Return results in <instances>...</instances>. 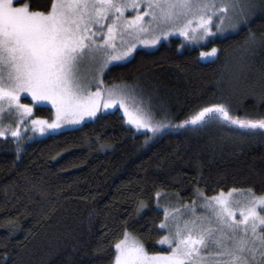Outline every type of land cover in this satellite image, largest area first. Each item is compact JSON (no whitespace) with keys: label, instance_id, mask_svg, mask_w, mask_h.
Instances as JSON below:
<instances>
[{"label":"trees","instance_id":"1","mask_svg":"<svg viewBox=\"0 0 264 264\" xmlns=\"http://www.w3.org/2000/svg\"><path fill=\"white\" fill-rule=\"evenodd\" d=\"M30 2L33 10H46L51 0ZM250 32L264 39L259 7L239 34L194 44L170 37L137 48L102 79L109 87L137 86L156 119L166 116L172 124L213 103H227L240 118H264V48L243 52ZM213 47L216 57H200ZM34 112L50 117L52 109ZM21 136L0 137V264H113L114 245L125 230L150 252L164 251L157 245L163 234L157 192L176 203L192 201L198 192L264 193L259 131L213 122L153 137L115 110L34 140ZM140 201L147 207L137 215Z\"/></svg>","mask_w":264,"mask_h":264},{"label":"snow or ice","instance_id":"2","mask_svg":"<svg viewBox=\"0 0 264 264\" xmlns=\"http://www.w3.org/2000/svg\"><path fill=\"white\" fill-rule=\"evenodd\" d=\"M258 7L264 12V0H51L46 10H33L30 0H0V121L5 114L18 119L15 128L0 127V137L10 132L19 141L20 126L29 124L34 134H53L64 125L98 118L101 109L117 107L127 124L153 137L168 128L213 122L264 135V118L235 116L227 103L202 107L179 124L166 116L156 119L137 86L122 82L102 87L99 79L110 64L132 56L138 43L155 45L173 31L190 43L225 32L239 34ZM245 44L243 52L254 53L264 48V39L257 41L250 32ZM217 52L213 47L200 57H216ZM85 65L98 67L95 73H84ZM22 94L33 103H21ZM47 104L55 109V118L33 119V108ZM21 151L18 146L17 161ZM235 191L210 198L198 192L210 216H196L194 208L187 213L164 208L159 229L168 235L158 243L167 250L150 252L125 230L114 245L113 264H264V196L248 190L241 201L233 197ZM146 207L140 201L136 214ZM189 213L192 219L181 222Z\"/></svg>","mask_w":264,"mask_h":264},{"label":"rangeland","instance_id":"3","mask_svg":"<svg viewBox=\"0 0 264 264\" xmlns=\"http://www.w3.org/2000/svg\"><path fill=\"white\" fill-rule=\"evenodd\" d=\"M21 2H24V1H21ZM131 13H126V15H130ZM223 34H225V33H223ZM170 37H179L180 39H181V41L183 42V43H190L189 41H187L186 39H185V37H183V36H181V35H179V33H177V32H174L173 31V33L172 34H170V35H168L167 37H162L160 40H159V42L160 41H162V40H167V39H169ZM145 38H147V37H145ZM201 41H203V40H201ZM200 41V42H201ZM158 42V43H159ZM120 43V41L118 40L117 41V44H119ZM157 43V44H158ZM192 44V43H191ZM194 44V43H193ZM156 45V44H155ZM155 45H148V46H145V45H143V44H137V48H142V47H145V48H153ZM180 47H182V46H180ZM136 48V49H137ZM129 58V57H128ZM127 58V59H128ZM210 58V57H209ZM126 59V60H127ZM204 59H206V58H204ZM125 61V60H124ZM121 62H123V61H120V62H113L112 64H110L109 66H111V65H114V64H119V63H121ZM96 67H98V65H95V66H89V65H85L83 68H82V72H84V73H89V72H92V73H95V68ZM107 69V68H106ZM105 69V70H106ZM105 70L102 72V73H100L99 74V79H101V80H103L102 79V76H103V73L105 72ZM102 87H109L108 85H106L104 82H103V85H102ZM92 91H95L96 89H95V87L93 86L92 87V89H91ZM21 103H25V104H31V103H33L32 102V100H31V97L30 96H28L27 94H22V96H21ZM46 106H49L51 109H52V114H51V116L50 117H44V116H38V115H35L34 113V109H35V107L33 108V116H32V118L34 119V118H41V119H47V120H49V121H51L52 119H54L55 118V109H53L52 108V106H51V104H47ZM115 110H118L121 114H123V110H121V109H119L118 107L116 108V109H109V110H107V111H105V110H103V109H101V113H98V115L99 114H103V113H107V112H113V111H115ZM94 119V118H93ZM93 119H85V121H89V120H93ZM84 121V122H85ZM18 123V119L15 117V115L14 114H12V115H9V114H5L4 115V117H3V120L2 121H0V127H11V128H15V126H16V124ZM83 123V122H82ZM81 123V124H82ZM81 124H78V125H64V126H62V128L61 129H59V130H57L56 132H58V131H62V130H66V129H70V128H75V127H77V126H79V125H81ZM20 128H21V135L22 134H24L25 135V132L27 133L26 134V139L29 141V140H34V139H37V138H41V137H43V136H46V135H48V134H45V135H41V134H39L38 132L37 133H33L31 130H30V124H29V126L27 127V128H25V126L24 125H21L20 126ZM6 136H10V137H12L11 136V133L10 132H8L5 136H3V137H6ZM231 190H233V189H231ZM231 190H228V191H223V190H220V191H218L217 193H215V194H212V195H206V194H204V197H207V198H210V197H213V196H216V195H218V194H220L221 192H223L225 195H227ZM236 191L235 192H233V197L235 198V199H238V200H241V201H243L244 199H245V197L248 195V190H243V189H235ZM160 193V192H159ZM253 193V192H252ZM255 195V194H254ZM255 196H257V197H259V196H264V193H262V194H257V195H255ZM204 197H200V196H198V194H196V196H195V198L192 200V201H189V202H180V203H176L175 202V200H173L170 196H167V195H164V194H162L161 193V196L159 197V198H157V196L155 195V199H156V207L157 208H159V209H161L162 210V212H163V220H164V211H163V209L164 208H168L170 211L173 209V208H180V210H181V213H187L188 212V209H195V215L196 216H210L211 215V212L209 211V210H207L206 208H204ZM183 206H188L187 208H185V207H183ZM237 219H239L240 217H239V212H237V217H236ZM189 219H192V216H191V214L189 213V214H185V215H183V217H182V221L181 222H183V220H189ZM162 220V221H163ZM132 234V233H131ZM133 236H135V237H137L136 235H134V234H132ZM166 235H168V232H167V230L165 229V230H163V234H162V236L158 239V241H157V245H159L160 247H163V248H165V250H167V245H160L158 242H159V240L163 237V236H166ZM138 239H140L139 237H137ZM121 239H123V237L121 238ZM120 239V240H121ZM257 260H259V257H257Z\"/></svg>","mask_w":264,"mask_h":264}]
</instances>
